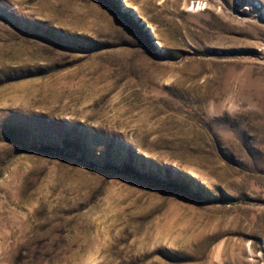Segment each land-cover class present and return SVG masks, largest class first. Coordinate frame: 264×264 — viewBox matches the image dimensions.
Listing matches in <instances>:
<instances>
[{
	"label": "rangeland",
	"instance_id": "obj_1",
	"mask_svg": "<svg viewBox=\"0 0 264 264\" xmlns=\"http://www.w3.org/2000/svg\"><path fill=\"white\" fill-rule=\"evenodd\" d=\"M0 264H264V0H0Z\"/></svg>",
	"mask_w": 264,
	"mask_h": 264
}]
</instances>
